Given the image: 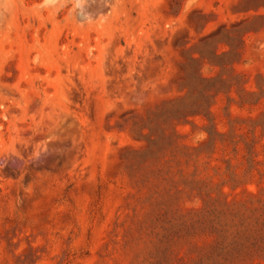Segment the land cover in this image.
Here are the masks:
<instances>
[{"label":"rangeland","instance_id":"obj_1","mask_svg":"<svg viewBox=\"0 0 264 264\" xmlns=\"http://www.w3.org/2000/svg\"><path fill=\"white\" fill-rule=\"evenodd\" d=\"M0 264H264V0H0Z\"/></svg>","mask_w":264,"mask_h":264}]
</instances>
